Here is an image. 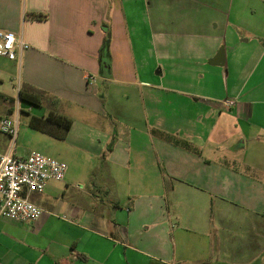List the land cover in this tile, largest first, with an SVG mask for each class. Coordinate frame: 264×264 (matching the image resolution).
Segmentation results:
<instances>
[{
    "label": "crops",
    "instance_id": "0c3cea01",
    "mask_svg": "<svg viewBox=\"0 0 264 264\" xmlns=\"http://www.w3.org/2000/svg\"><path fill=\"white\" fill-rule=\"evenodd\" d=\"M0 29L29 45L0 55L15 153L55 109L74 168L0 213V264H264V0H0Z\"/></svg>",
    "mask_w": 264,
    "mask_h": 264
},
{
    "label": "built area",
    "instance_id": "2783aa9c",
    "mask_svg": "<svg viewBox=\"0 0 264 264\" xmlns=\"http://www.w3.org/2000/svg\"><path fill=\"white\" fill-rule=\"evenodd\" d=\"M23 36L10 30L0 29V55L9 59L28 48ZM89 80L95 77L89 75ZM233 100L225 101L233 105ZM0 131L10 138L5 151H0V213L16 221H36L43 209L30 198L31 193H41L50 181H62L67 172L66 162L39 151L25 156L15 153L18 133L17 119L10 116L0 118Z\"/></svg>",
    "mask_w": 264,
    "mask_h": 264
},
{
    "label": "trees",
    "instance_id": "16d2710c",
    "mask_svg": "<svg viewBox=\"0 0 264 264\" xmlns=\"http://www.w3.org/2000/svg\"><path fill=\"white\" fill-rule=\"evenodd\" d=\"M28 16L34 19H42L45 15L42 13H30ZM104 47L106 49L107 45H105ZM19 97L22 100L35 105H39L42 102L41 95L36 91H34L33 89L31 90L21 89L19 92ZM30 121H31V126L33 128L41 130L43 132H48L50 134H54L52 132V127L54 125L55 126L58 125L64 130L63 135L55 133L56 134L55 136L59 139L64 138L65 132L70 128L72 124V120L70 118L60 114L55 109L51 110L46 117H42V118L32 117Z\"/></svg>",
    "mask_w": 264,
    "mask_h": 264
},
{
    "label": "rangeland",
    "instance_id": "374dc122",
    "mask_svg": "<svg viewBox=\"0 0 264 264\" xmlns=\"http://www.w3.org/2000/svg\"><path fill=\"white\" fill-rule=\"evenodd\" d=\"M102 45L103 46L108 45V41L105 40V44L103 43ZM42 137H44L47 140L44 142L40 138L37 139L36 141L32 140L29 142V144H27V146H30L32 148V150L39 151L45 155L64 160L66 162L67 166L69 167L67 169H69V171H70V169L73 171L74 168L71 167L70 164L68 163L69 159H71L72 157L68 158L70 156V153L69 154L65 153L67 148H68V145H67L68 142H66L62 139L58 140V139H54V138H46L45 135H43ZM64 153H65V155H64ZM71 153H73V152H71ZM77 155H78V153L75 152V156H77ZM254 171H255V173L257 172L259 174H262L257 169ZM53 183L55 185L58 182H53ZM34 195L36 197H42L46 200H52V197H50L52 195L49 196V194L46 191L42 194L40 193V194H34Z\"/></svg>",
    "mask_w": 264,
    "mask_h": 264
},
{
    "label": "water",
    "instance_id": "95a60500",
    "mask_svg": "<svg viewBox=\"0 0 264 264\" xmlns=\"http://www.w3.org/2000/svg\"><path fill=\"white\" fill-rule=\"evenodd\" d=\"M107 63H103V73L106 74L107 72Z\"/></svg>",
    "mask_w": 264,
    "mask_h": 264
}]
</instances>
